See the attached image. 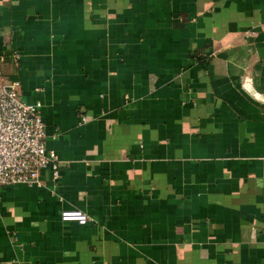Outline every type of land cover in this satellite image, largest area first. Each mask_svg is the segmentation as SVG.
<instances>
[{
  "label": "crops",
  "instance_id": "crops-1",
  "mask_svg": "<svg viewBox=\"0 0 264 264\" xmlns=\"http://www.w3.org/2000/svg\"><path fill=\"white\" fill-rule=\"evenodd\" d=\"M0 77L59 166L0 187V264H264V0H0Z\"/></svg>",
  "mask_w": 264,
  "mask_h": 264
},
{
  "label": "built area",
  "instance_id": "built-area-1",
  "mask_svg": "<svg viewBox=\"0 0 264 264\" xmlns=\"http://www.w3.org/2000/svg\"><path fill=\"white\" fill-rule=\"evenodd\" d=\"M242 84L251 90L250 78ZM19 86L17 80L0 77V187L39 183L48 167L55 179L59 177L57 155L46 147L41 101L25 102ZM59 217L80 225L89 221L81 210H62Z\"/></svg>",
  "mask_w": 264,
  "mask_h": 264
}]
</instances>
